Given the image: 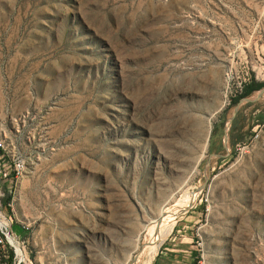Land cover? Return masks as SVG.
I'll return each instance as SVG.
<instances>
[{
  "label": "rangeland",
  "instance_id": "obj_1",
  "mask_svg": "<svg viewBox=\"0 0 264 264\" xmlns=\"http://www.w3.org/2000/svg\"><path fill=\"white\" fill-rule=\"evenodd\" d=\"M258 84L264 0H0V264H153L174 213L197 264H264V119L223 137Z\"/></svg>",
  "mask_w": 264,
  "mask_h": 264
},
{
  "label": "crops",
  "instance_id": "obj_2",
  "mask_svg": "<svg viewBox=\"0 0 264 264\" xmlns=\"http://www.w3.org/2000/svg\"><path fill=\"white\" fill-rule=\"evenodd\" d=\"M264 99L260 98L257 101L247 97L241 100L234 107L232 116L229 117L227 127L223 128L224 139H230V144L233 146H241L246 140V137L237 136L235 133L231 135L229 132L236 122L238 111L245 105L250 104L255 106L254 114L264 119ZM258 106V107H257ZM264 121V120H262ZM248 126L244 127V131L249 130ZM250 131L255 132L259 137L264 138V122L255 124ZM215 145H220L221 139H214ZM189 222H184L183 225L174 227L168 236L161 242L156 255L154 256L153 264H197L199 258V247L193 233L191 232ZM199 262V261H198Z\"/></svg>",
  "mask_w": 264,
  "mask_h": 264
},
{
  "label": "built area",
  "instance_id": "obj_3",
  "mask_svg": "<svg viewBox=\"0 0 264 264\" xmlns=\"http://www.w3.org/2000/svg\"><path fill=\"white\" fill-rule=\"evenodd\" d=\"M5 149V142L0 139V249L9 248L14 251L15 256H20V254L22 256L21 241L12 228L14 220L12 216L7 217L5 214L1 198L4 194V183L8 180L20 179L24 172V164L18 159H13L11 162H3V157L6 154ZM3 255L5 254L3 253ZM201 256L203 257V254Z\"/></svg>",
  "mask_w": 264,
  "mask_h": 264
},
{
  "label": "bare ground",
  "instance_id": "obj_4",
  "mask_svg": "<svg viewBox=\"0 0 264 264\" xmlns=\"http://www.w3.org/2000/svg\"><path fill=\"white\" fill-rule=\"evenodd\" d=\"M169 213H167V214H169V215H171V213H170V211H168ZM167 214L165 215L166 217H167ZM174 215H175V213H174ZM174 215H172V217L169 219V220H166V218H164L163 220H162V222L159 224V225H157V227L159 228V230H158V232H157V234L156 235H160L161 234V231H165V234H169L170 233V231L172 230V228H173V224H174V222H173V218H174ZM164 216V217H165ZM156 222V221H155ZM156 226V225H155ZM154 227V226H153ZM151 228L152 227H150V230H151ZM154 229H156V228H154ZM151 233V232H150ZM159 238V237H158ZM157 250H158V245H156V246H154V247H152V250H151V252H150V254H151V256H155V254L157 253ZM144 255V254H143Z\"/></svg>",
  "mask_w": 264,
  "mask_h": 264
},
{
  "label": "trees",
  "instance_id": "obj_5",
  "mask_svg": "<svg viewBox=\"0 0 264 264\" xmlns=\"http://www.w3.org/2000/svg\"><path fill=\"white\" fill-rule=\"evenodd\" d=\"M262 86H264V85H256V86H250L249 87V89H247V91L245 92L246 94H249L251 91H253V90H255V89H258V88H261ZM9 262H11V259L10 260H8ZM2 262H3V264H6V260H4L3 258H2Z\"/></svg>",
  "mask_w": 264,
  "mask_h": 264
}]
</instances>
